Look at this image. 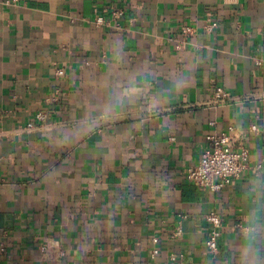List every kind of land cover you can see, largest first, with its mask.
Returning a JSON list of instances; mask_svg holds the SVG:
<instances>
[{
    "label": "crops",
    "instance_id": "obj_1",
    "mask_svg": "<svg viewBox=\"0 0 264 264\" xmlns=\"http://www.w3.org/2000/svg\"><path fill=\"white\" fill-rule=\"evenodd\" d=\"M231 126L246 169L197 186ZM0 264H264V0H0Z\"/></svg>",
    "mask_w": 264,
    "mask_h": 264
},
{
    "label": "built area",
    "instance_id": "obj_2",
    "mask_svg": "<svg viewBox=\"0 0 264 264\" xmlns=\"http://www.w3.org/2000/svg\"><path fill=\"white\" fill-rule=\"evenodd\" d=\"M18 1V0H14ZM115 14H121L117 11ZM103 17H98L97 22L102 23ZM218 25L217 22H211L207 25L208 29H213ZM184 33L193 31V26L184 25L182 27ZM59 75L64 74L63 69H58ZM224 89L219 86L216 88L215 98L217 100L223 99ZM48 119V115L44 111H39L36 114L35 120L37 122H44ZM33 122L28 126H33ZM256 129V127H253ZM234 127L231 126L227 131L221 133H210L206 136V147L201 155L199 163L190 167L187 170V178L194 182L197 186L203 189L212 191L222 190L227 185H230L233 180L239 178L243 171L246 169L249 160V149L242 146L240 149L235 150L231 145V133ZM206 220L211 224V231L205 241V246L210 252H215L219 248V240L222 234L223 219L215 210H211L206 214ZM239 228H244L243 224L238 225ZM182 227L178 225L173 233L174 237L182 235ZM153 243L155 247L152 250V256L155 257L159 252L158 247L159 238L154 237ZM48 246L41 245L42 251H46ZM3 250V248H1Z\"/></svg>",
    "mask_w": 264,
    "mask_h": 264
}]
</instances>
